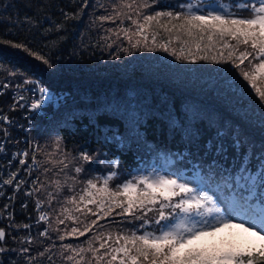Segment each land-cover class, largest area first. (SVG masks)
Returning <instances> with one entry per match:
<instances>
[{"label": "trees", "instance_id": "obj_1", "mask_svg": "<svg viewBox=\"0 0 264 264\" xmlns=\"http://www.w3.org/2000/svg\"><path fill=\"white\" fill-rule=\"evenodd\" d=\"M198 2L200 0H160L161 4L151 9L175 11L182 3ZM117 4L119 6H115ZM125 10L121 0H87V5L84 0H0V41L25 44L52 65L49 68L23 49L0 43V65H3L0 76H21L9 75L10 72L35 74L72 94L63 104L40 114L33 130L38 145L43 149L37 158L50 161L45 163V167L53 169L48 176L66 179L63 173L58 177L53 175L62 167L55 163L59 159L51 151L54 148L52 139L49 140L57 132L67 150L65 163L80 151L97 150L108 159L119 161L124 171L120 182L137 168L169 164L177 172L186 170L203 177L210 185L219 187L227 198L245 193L247 199L255 200L256 196H247L251 189L244 179L226 184L219 182V177L218 181H210L207 176L214 160L215 165L230 171L243 163L245 156L249 159V171L255 174L259 170L260 160L264 157V112L261 111L264 104L250 92V86L237 93L230 86L215 88L217 82L210 85L199 73L192 77L193 80L184 78L185 82L171 79L162 72L149 74L142 63L129 61L127 58L130 57H126L123 51L112 52V47H107L110 41L108 33L110 35V27L117 29V22L98 18L114 16L115 12ZM25 17L31 18V22ZM106 25L111 26L106 28ZM197 71L208 73V68H197ZM186 99L204 105V112L199 111L197 118L188 117ZM237 138L244 142L239 152L232 147ZM126 141L131 143L125 144ZM221 143L227 150L226 158L215 154V147ZM69 169L65 171L69 172ZM38 171L41 181L45 180V176L40 174L42 170ZM71 173L70 176L76 175ZM262 190L264 185L255 187L256 195H260ZM48 191L56 195L54 186ZM38 194L45 201L55 227L60 204L69 192H61L52 201L55 212L47 203L48 193ZM256 206H264V200ZM126 224L129 228L133 224L138 227L140 221ZM5 232V240L0 241V246L6 251L0 253V264H29L27 256L36 257L32 264H62L60 244L73 243V238L62 242L56 239L57 233L51 232V239L37 236L29 244L10 231ZM246 235L234 228L214 239L218 242ZM53 242L56 247L45 257H39L38 253ZM24 247L29 248L28 253L18 251ZM47 256L52 260L49 261Z\"/></svg>", "mask_w": 264, "mask_h": 264}, {"label": "snow or ice", "instance_id": "obj_2", "mask_svg": "<svg viewBox=\"0 0 264 264\" xmlns=\"http://www.w3.org/2000/svg\"><path fill=\"white\" fill-rule=\"evenodd\" d=\"M156 2L125 0L123 8L128 9V12H115L114 16L105 15L98 19L115 22L116 18L123 16L131 21L127 28L109 31L118 39L122 35L133 49L144 47L148 51H156L159 48L176 60L190 63L203 60L214 64H230L231 69L238 70L240 77L247 82L241 86L247 88L250 85L259 97V102L264 104V0H200L195 4L182 3L175 11L153 10L151 14L143 11L150 9ZM84 3L87 5V0ZM133 12L134 15L131 14ZM25 20L31 22L29 17H25ZM149 41L151 47L148 46ZM173 42L177 47H173ZM0 43L9 44L14 49H23L49 68L52 67L48 59L30 51L25 44L12 41ZM122 50L128 52L127 48ZM9 75L22 74L10 72ZM35 83L31 79L24 80V84ZM0 86L7 89L9 84ZM16 87L21 88L23 85ZM38 91L41 96L31 100L32 110H38L46 96L51 98L45 88L39 87ZM13 99L27 100L23 95ZM15 107L14 103L12 108ZM261 111L264 112V108ZM4 123L11 125L12 121L8 116L0 115V124ZM0 131L5 137L10 135L7 128ZM60 143L61 138L58 137L57 150H60ZM232 147L239 152L244 142L237 138ZM29 149L31 164L27 160L30 151L26 149L16 154L23 157L19 159V165H27L25 171L29 175L42 170L40 174L45 176V180L41 181L40 176H36L32 181L33 190L26 195L47 192V203L52 208V201L61 192L67 190L71 193L60 204L55 227L49 213L42 210L45 201L37 198L35 207L40 210L37 222L48 226L39 236L51 239V232H55L56 239L62 242L69 238L78 240L87 237L78 244H60L66 264H264V206H261V210L256 207L264 200V190L260 195L255 192V187L264 185V157L255 174L249 171L247 156L243 158V163L237 164L230 171L215 165V160L214 166L209 168L207 177L210 181H218L219 177V182L226 184L238 183L241 179L249 183L251 190L247 196H256V199H247L245 193L233 196L229 202L237 209L233 212L219 202L214 194L197 184L192 186L179 173H140L115 186L112 182L117 179L118 173L113 170L107 176L78 180L79 174L85 171L83 163H90L94 159V154L86 150L80 151L78 157L73 158L78 162V166L72 168L76 175L69 176L65 171L71 161L65 163L68 154H64L63 159L55 162L62 167L53 175L58 177L63 173L66 179L63 182L52 179L48 173L53 172V169L45 167V163L50 161L37 158L43 152L40 145L29 143ZM3 150L4 146L0 143V151ZM226 151L223 143L215 147V154L221 158H226ZM118 166V160L111 162L112 169ZM17 176L18 172H9V178L2 183L13 186L15 181L14 187L19 190L26 181L18 180ZM77 183L81 185L79 189ZM52 186L56 195L48 191ZM52 211L55 212V208ZM116 217L121 218V223L140 221V224L138 227L133 224L132 228L117 227L113 230L112 224ZM22 227L27 229L30 225L24 224ZM232 228L247 235L218 242L214 239L217 233ZM5 237V230L0 228V241H4ZM28 243L32 241L28 240ZM54 247L56 245L53 242L38 256L45 257ZM5 251L0 246V253ZM18 251L28 253L29 248L24 247ZM26 258L29 264L36 259L34 256ZM47 259L51 261L52 257L47 256Z\"/></svg>", "mask_w": 264, "mask_h": 264}, {"label": "built area", "instance_id": "obj_3", "mask_svg": "<svg viewBox=\"0 0 264 264\" xmlns=\"http://www.w3.org/2000/svg\"><path fill=\"white\" fill-rule=\"evenodd\" d=\"M25 79H31L37 83L24 84ZM4 83L9 84V87L4 89L0 86V93H2L0 94V115L8 116L12 124H0V129L7 128L10 133L9 136L5 137L3 132L0 131V143L4 146V150L0 151V228L10 231L17 237H21L23 241L28 242V240L32 241L34 237L39 236V233L48 226L43 222H37L40 210L36 209L35 204L37 198L41 199L39 194L26 195L27 192L33 190L32 181L36 176H39L38 172L35 171L29 175L25 171L27 165H19V159L23 157L16 154L22 153L26 149L29 150L30 155L27 160L28 164H31L29 143L38 144V140L33 133L38 116L47 108L58 106L61 101H66L72 94L66 89H55L40 77L34 75H28L25 78L0 76V85ZM17 85H23V87L17 88ZM39 87L45 88L51 98L49 99L46 96L44 102L41 103V107L38 110H32L30 107L31 100L38 99L41 96L38 91ZM21 95L26 97L27 100L13 99V97L18 98ZM14 103L16 107L13 109L12 105ZM9 172H18L17 179L26 181L19 190L14 187L15 181L13 186L2 183L3 180L9 178ZM5 205H7V208H5ZM42 210L47 212L44 204ZM24 224H29L30 228H23L22 225ZM17 225L20 227H17ZM26 237L28 239H25Z\"/></svg>", "mask_w": 264, "mask_h": 264}, {"label": "rangeland", "instance_id": "obj_4", "mask_svg": "<svg viewBox=\"0 0 264 264\" xmlns=\"http://www.w3.org/2000/svg\"><path fill=\"white\" fill-rule=\"evenodd\" d=\"M124 2H125V0H121V4H123ZM148 2L151 3V0H148ZM156 3H158L157 6H152L153 8L158 7L161 4L160 0H159V2L157 1ZM115 6H119V4H117ZM148 10L152 11L153 9L150 8V9H145L143 11L145 13H147ZM125 11L128 12L129 10L126 9ZM131 14L134 15V12ZM120 18L121 19L116 18V21H115V22H117V24L115 26V28H117L116 30H118L120 27L127 28L130 26L131 21L125 19L123 16H121ZM122 20H123V24H121ZM109 26H111V25H106L105 27L107 28ZM109 30H115V29L110 27ZM110 35L108 33L110 41L107 43V47L109 49H111V47H112V52H114L115 54H117L118 51H123L122 49L127 48L128 49L127 53H125L123 51V53L125 54L126 57H130L127 59H129V61L134 62V63H142V65L145 67L143 69L149 74H152V73L158 74L159 72H162L165 75H168L169 77H171V79H178L180 81H184L183 79L186 77H189L191 80H193L192 77L199 73L200 76L203 79H206V81L210 85H213L215 82H217V84H215V86H214L215 88L217 87V88H223L224 89V88H227L228 86H230L232 88H235L237 93H239L244 88L241 86L242 84H247V82H243V79H242V77H240L238 70L231 69L230 64H214V63H211L210 61H203V60H198L196 63H190L188 61H179V60H176L175 57L170 55L168 52H164V51L160 50L159 48H157L156 51H148L144 47H141L139 49H133L131 47V45L129 44V42L126 39H124L122 35L119 39L113 34V32H110ZM158 43H159V40H158ZM109 45H111V46H109ZM148 46L149 47L152 46L151 41H149ZM173 47H177L175 42H173ZM201 67L206 68V70L208 68V71H207L208 73L198 72L197 68H201ZM221 69H224V70L222 71ZM228 69H231V71H228ZM191 80H188V81H191ZM235 84H236L237 88L235 87ZM250 92L255 95L254 91L250 90ZM218 93H220V92H218ZM248 94H250V93H248ZM255 98H258V101H259V97H257L255 95ZM67 100H68V98L66 99V101ZM61 103L63 104L64 102L61 101ZM203 106L199 103H196V102L193 103L192 101L187 100V103L185 105V111L187 112L188 117L197 118L200 115L199 111L204 112ZM247 106H245V107H247ZM127 119H128V116H127ZM58 137L61 138L60 150L56 149V140ZM49 140L52 141L51 144H52V147L54 149H51V151L53 153L55 152L54 156L58 157L59 160L63 159L64 154H67V150L63 144V139L60 136V134L57 132L53 133L50 136ZM48 143H49V141H48ZM130 143H131V141L125 142V144H130ZM89 154H94V159L90 163H83V167H84L85 171L82 172L83 175H80V177H79L80 179L78 178V180H86V179H90V178H94V177L107 176L109 171L113 170V171H116L118 173V177L116 180H114L112 182V185L115 186L116 183H121L119 178L121 176H123V174H124V171L122 169L123 167H121V165L119 163V166L117 168H115V169L111 168V162L116 161L117 159H113V160L108 159L107 155L104 156L103 153L98 152L97 150L93 151V152H89ZM78 155L79 154H77L74 157H78ZM101 161H104V163H101ZM74 166H78V162L75 159H71V164H69V168H70L69 172L70 173L66 171L69 176H70V174H72L71 172H74V171H72V168ZM37 172L39 175L38 170H37ZM152 172H158L162 175L163 174H170V173H178L176 170H172L171 166L169 164H163V165L159 164L156 167L150 166V167H146V168H137L133 172H131L130 175L128 174L127 179H130L133 175H137L140 173L146 174V173H152ZM179 174H181L185 179L190 181L192 186H196V184H197L200 188L207 189L211 194H214L219 202H222L226 206L229 207L230 211H233V212L237 211V209L233 208L231 206V204L229 203L230 200L232 199L233 195L231 197L227 198L226 195L224 194V192L219 187L210 185L203 177L192 175L189 172H187L186 170H181V172H179ZM59 180H61L63 182L65 179H63V180L59 179ZM69 183H71V181ZM80 186L81 185L79 183H77V189H79ZM67 195H71V193L66 194L65 196H67ZM64 197H63V199H64ZM257 209L261 210L260 207H257ZM59 210H60V207H59ZM47 213H49L48 210H47ZM236 222L238 223V221H236ZM125 224H126V222L121 223V218L116 217L115 223L112 224V229L115 230L117 227L128 229L129 226L127 224L126 225ZM232 229H234V228H232ZM232 229H224V230H222V232L217 233L216 237H218V235H222L228 231H231ZM88 235H90V234H88ZM19 238H21V237H19ZM71 240L74 244H78V243H81L84 241L81 238H79L78 240H76V239H71ZM60 258L63 259V257H60ZM62 264H66V262L64 260H62Z\"/></svg>", "mask_w": 264, "mask_h": 264}, {"label": "bare ground", "instance_id": "obj_5", "mask_svg": "<svg viewBox=\"0 0 264 264\" xmlns=\"http://www.w3.org/2000/svg\"><path fill=\"white\" fill-rule=\"evenodd\" d=\"M32 75H34V76H38V77H40L41 78V76H39V75H35V74H32ZM26 76H28V75H21V76H19V77H21V78H25ZM13 78H15V77H13ZM42 79V78H41ZM43 80V79H42ZM44 81V80H43ZM45 82V81H44ZM47 83V82H46ZM47 84H49V83H47ZM51 87H53V88H55V89H64V88H56L55 86H52L51 84H49ZM66 90H68V89H66ZM69 98H71V97H69ZM68 98V99H69ZM65 102V101H64ZM62 104V103H61ZM61 104H59V105H61ZM58 105V106H59ZM58 106H55V107H58ZM55 107H49V108H47L45 111H47V110H49V109H51V108H55ZM44 111V112H45ZM43 112V113H44ZM43 113H41V114H43ZM37 125V124H36ZM13 153H14V151H12ZM45 206V205H44ZM46 208V207H45Z\"/></svg>", "mask_w": 264, "mask_h": 264}]
</instances>
